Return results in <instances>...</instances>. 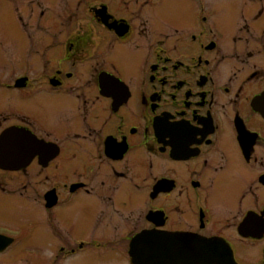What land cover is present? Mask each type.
I'll use <instances>...</instances> for the list:
<instances>
[{"label":"flooded vegetation","instance_id":"af4514ba","mask_svg":"<svg viewBox=\"0 0 264 264\" xmlns=\"http://www.w3.org/2000/svg\"><path fill=\"white\" fill-rule=\"evenodd\" d=\"M0 8V264H264V0Z\"/></svg>","mask_w":264,"mask_h":264},{"label":"rangeland","instance_id":"374dc122","mask_svg":"<svg viewBox=\"0 0 264 264\" xmlns=\"http://www.w3.org/2000/svg\"><path fill=\"white\" fill-rule=\"evenodd\" d=\"M3 11V8H0ZM6 13V12H5Z\"/></svg>","mask_w":264,"mask_h":264}]
</instances>
